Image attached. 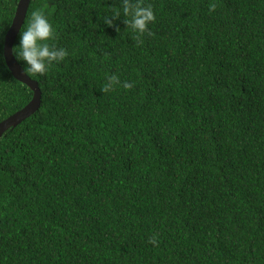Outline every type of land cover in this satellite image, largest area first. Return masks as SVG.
Segmentation results:
<instances>
[{"label":"trees","instance_id":"trees-1","mask_svg":"<svg viewBox=\"0 0 264 264\" xmlns=\"http://www.w3.org/2000/svg\"><path fill=\"white\" fill-rule=\"evenodd\" d=\"M18 2L0 123L34 95L4 57ZM33 12L66 54L31 73L13 45L42 105L0 139V264H264V0H31L21 31Z\"/></svg>","mask_w":264,"mask_h":264},{"label":"clouds","instance_id":"clouds-1","mask_svg":"<svg viewBox=\"0 0 264 264\" xmlns=\"http://www.w3.org/2000/svg\"><path fill=\"white\" fill-rule=\"evenodd\" d=\"M152 20L154 13L151 7H138L132 23L135 28L143 31ZM53 32L52 24L43 12L32 13L28 24L19 34L17 51V58L27 65V71L44 73L51 61L59 60L66 54L63 49L57 51L47 43Z\"/></svg>","mask_w":264,"mask_h":264},{"label":"water","instance_id":"water-1","mask_svg":"<svg viewBox=\"0 0 264 264\" xmlns=\"http://www.w3.org/2000/svg\"><path fill=\"white\" fill-rule=\"evenodd\" d=\"M30 2L31 0H19L18 2L12 25L5 37L4 57L14 78L21 83L26 84L33 91L34 95L28 105L0 123V139L9 128L17 126L30 118L41 108L42 105V93L37 82L33 81L25 73L13 54V45L25 22Z\"/></svg>","mask_w":264,"mask_h":264}]
</instances>
